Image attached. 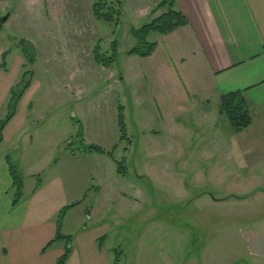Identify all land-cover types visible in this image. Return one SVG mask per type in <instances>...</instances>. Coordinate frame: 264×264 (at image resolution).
<instances>
[{"label": "rangeland", "instance_id": "374dc122", "mask_svg": "<svg viewBox=\"0 0 264 264\" xmlns=\"http://www.w3.org/2000/svg\"><path fill=\"white\" fill-rule=\"evenodd\" d=\"M93 1L0 0V19L10 15L0 30V63L8 51V67L17 84L25 71L39 81L34 98L39 110L46 109L50 94L55 97L51 110L59 118L51 130L68 132L70 150L94 144L110 153L101 155L105 170L101 169V181L94 183L103 194L98 199L87 198V192L78 194L75 206L79 201L91 208L96 204L100 212L96 221L107 225L108 238L100 241H114L118 247L114 264H182V251H188L184 256L190 261V251L205 245L209 248L205 254L217 259L214 264H264V162L250 166L242 134L225 115L216 119L218 129L211 141L205 135L208 121L201 126V112L175 108L185 93L180 79L167 77L166 71V83L164 74L151 80L147 65L132 62L127 54L137 44L131 30L150 22L161 1L153 5L155 0H121L119 26L98 21ZM155 37L152 34L150 41L156 42ZM23 39L33 44L37 57L33 66L20 72L19 66L26 64L19 47ZM114 41L119 58L110 68L98 65L96 47L108 56ZM142 78H147L145 84ZM153 97L164 104V122L152 109L150 118L140 109L150 108ZM120 104L128 115L132 113L126 120L131 142L120 140L119 129L114 138ZM117 161L126 175L118 174ZM72 166L79 170L77 160ZM59 171L63 172L62 165ZM76 178L75 185L89 186V177L84 182ZM73 214H67L70 234L75 230ZM214 245L219 246L217 251Z\"/></svg>", "mask_w": 264, "mask_h": 264}, {"label": "crops", "instance_id": "0c3cea01", "mask_svg": "<svg viewBox=\"0 0 264 264\" xmlns=\"http://www.w3.org/2000/svg\"><path fill=\"white\" fill-rule=\"evenodd\" d=\"M160 1L155 0L153 5ZM178 9L188 18V25L168 35L156 34L158 47L154 54L148 58L129 55L131 61L146 64L151 80L162 78L164 74V84L167 73V77H178L185 93L183 99L177 100V103L180 101L177 106L173 103L175 108H195L198 114L201 112V126L205 127L208 121L210 129L205 135L211 141L218 129L216 119L224 116L220 112L221 97L244 92L253 123L240 133L241 140L252 162L250 166H259L264 162V0H178ZM23 64L19 66L20 72ZM11 73L10 69L2 70L0 63V121L9 113L11 92L17 84V76ZM142 79L145 84L147 78ZM39 86V81L32 79L0 143V264H56L67 243L59 240L48 245L58 234V217L64 209L61 233L73 239L67 264H114L118 247L114 241H100L107 237V225L99 218L96 221L100 215L96 204L91 208L90 203L79 201L80 204L67 208L76 204L78 194L87 192V198L96 199L100 192L103 194V188L97 191L94 183L102 179L101 169L104 171L105 166L101 167L100 160L104 156L79 152V148L70 150V145H66L68 132L53 133L52 122L58 121L59 113L52 112L51 108L57 100L50 94L46 109L39 110L34 101ZM152 102L150 108L149 105L140 107L145 111L144 117H152L154 114L148 112L152 109L164 122V104L162 106L160 101L159 104L156 97ZM212 103H215L214 109ZM128 117H132V113H126V120ZM65 118L68 125V116ZM74 119L82 124L77 117ZM116 134L118 138V115L114 138ZM7 156L24 177V196L16 207L12 206L13 180ZM76 160L83 172H75L72 163ZM61 165L63 172L59 171ZM76 177L79 181L82 177L83 182L89 177V186L85 189L80 184L75 185ZM71 212L75 230L70 234L66 230L70 224L66 222ZM213 248L217 251L219 246ZM208 249L207 245L203 249L193 248L188 255L192 262L184 256L188 253L185 249L179 263L214 264L217 259L212 258V253L205 254Z\"/></svg>", "mask_w": 264, "mask_h": 264}, {"label": "trees", "instance_id": "16d2710c", "mask_svg": "<svg viewBox=\"0 0 264 264\" xmlns=\"http://www.w3.org/2000/svg\"><path fill=\"white\" fill-rule=\"evenodd\" d=\"M122 8L123 4L121 0H94L92 13L98 21L113 26H119L123 16ZM158 11H162V13L161 15L155 17V14ZM152 15L153 18L150 22L139 29L133 28L131 30L137 44L128 51V55L139 56L141 58L151 57L158 47L157 42L150 41V36L152 34H158L161 36L168 35L181 27L187 26L189 23L186 15L178 9V0H162L153 10ZM112 46V52L108 56L102 51L100 46L96 47L94 51V58L98 65L110 68L117 61L119 58V44L117 46V42L114 41ZM19 47L26 62V64H23V69H26L28 66H33L36 63L37 57L36 49L33 44L23 39L20 41ZM8 53L9 52L7 51L1 56V68L5 72H8L9 70L7 63ZM32 78V73L25 71L23 74V80L19 84H16L12 89L9 103V113L4 120L0 121V143L3 142V133L6 125L14 118L22 97L31 86ZM220 112L228 118L232 128L236 132H243L253 123V117L248 101L242 91L223 95L220 101ZM118 129L120 133V140L131 142L126 122L125 107L121 104L118 106ZM81 134L82 131H80V135ZM79 150L90 154L110 155V153H107L103 147L94 144H84ZM7 162L13 180L11 189L12 206L16 207L24 196V177L10 156H7ZM116 164L118 165V174L121 176L126 175V171L122 166L123 163L117 161ZM37 186H40V183H38ZM74 206L75 205H72L70 207ZM65 213L66 209L61 211L58 217V234L48 245L49 247L51 244L59 240H65L67 243V247L63 255L58 259L56 264H67L72 254V238L70 236H63L61 233ZM115 250L118 252V249Z\"/></svg>", "mask_w": 264, "mask_h": 264}, {"label": "water", "instance_id": "95a60500", "mask_svg": "<svg viewBox=\"0 0 264 264\" xmlns=\"http://www.w3.org/2000/svg\"><path fill=\"white\" fill-rule=\"evenodd\" d=\"M8 19H9V15H6L5 17L0 19V30L4 27Z\"/></svg>", "mask_w": 264, "mask_h": 264}]
</instances>
